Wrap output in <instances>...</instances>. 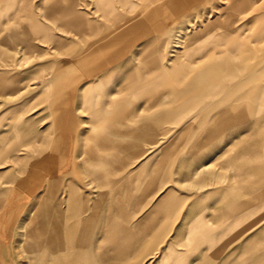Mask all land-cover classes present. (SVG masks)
I'll return each instance as SVG.
<instances>
[{
	"label": "rangeland",
	"instance_id": "374dc122",
	"mask_svg": "<svg viewBox=\"0 0 264 264\" xmlns=\"http://www.w3.org/2000/svg\"><path fill=\"white\" fill-rule=\"evenodd\" d=\"M15 1L18 8L14 10H19V15L3 20L0 29V73L6 74L7 84L13 81L18 86L12 93H0V264H37L34 254L26 258V248L30 237L39 234L36 216L53 197L52 192L43 199V189L51 175L58 178L61 189L56 198L62 200L61 191L71 180L88 206L98 203L95 213L103 225V237L98 235L103 255L101 264H162L159 256L164 257L169 251L163 249L169 240L173 241V249L184 252L178 264H212L247 236L261 231L264 226V102L257 108L262 112V119L240 120L223 136L215 135L209 140L202 131V120L191 122L190 109L182 111L178 123L162 124L167 132L157 133L152 140L141 139L137 155L127 161L125 170L131 171L133 180L128 185L129 198H126L129 190L114 193L111 184L93 182L87 172L96 167L89 149L102 154L108 152L97 149L91 139L103 131V119L95 115L100 109L112 110L129 100L132 122L138 124L177 106L175 102L151 106L120 84L128 68L139 63L135 57L143 48L161 50L166 64L176 57L179 64H186L178 57L193 34L202 28H208L211 34L220 27L230 29V33L238 32L244 53L235 56L225 51L213 57L217 61L253 66L264 57V39L259 38L261 26L257 19L264 13V0H251L249 8L242 5V0L115 1L117 18L106 13L107 6L98 0H70L74 1L72 6L59 0ZM161 5L164 11L150 18ZM80 15L94 23L92 30L77 33L58 21ZM30 22L48 27L51 41L30 36L19 28L27 29ZM82 23L76 30L84 27ZM131 27L136 29L126 39L103 52L105 42ZM110 30L113 33L103 39ZM4 33H10L7 41H2ZM23 35L31 37L28 40L34 45L32 49L20 42L19 37ZM178 39H181V44L178 43L181 48H173ZM205 52L211 54V49ZM113 53H123V56L91 78L90 74L97 71L105 54ZM261 71L252 75H260ZM259 81H251L245 89L253 88ZM220 89L219 95L226 96L227 88ZM242 92L235 91L237 95ZM251 105L247 106L249 109L245 106L247 116L256 111L255 105ZM240 108L231 112L236 113V118L240 117ZM186 125L190 128L184 130ZM206 125L211 128L210 132L220 129L216 122L209 121ZM121 141L125 143L127 138ZM40 163L44 164L38 166ZM66 163L72 175L64 177L61 170ZM162 171L169 173L168 178L158 180ZM170 193L173 199L177 197L172 212L165 206ZM119 200L127 201L125 210L116 206ZM236 204L244 207L235 210ZM259 207L263 211L253 217L252 223L249 216L242 215ZM240 218H246L245 224L234 227ZM111 222L122 223L133 238L124 257L108 250ZM227 227L236 228V235H232V241L225 248L219 242L215 252L218 255H211L210 242L202 236L216 239L222 231L227 232ZM224 240L228 241L227 233ZM175 263L172 257L166 264Z\"/></svg>",
	"mask_w": 264,
	"mask_h": 264
},
{
	"label": "crops",
	"instance_id": "0c3cea01",
	"mask_svg": "<svg viewBox=\"0 0 264 264\" xmlns=\"http://www.w3.org/2000/svg\"><path fill=\"white\" fill-rule=\"evenodd\" d=\"M98 1L101 5L107 6L105 10L106 13L117 18L118 15L113 2L118 1L127 3L129 0ZM242 1V5H244L245 8H249L252 5L251 0ZM59 2L66 6H72L71 4H74V1L70 0H59ZM17 8L18 6L15 0H0V29L3 20L11 19L19 15V13L17 14L19 10H17V12L14 10ZM163 11L164 6L161 5L155 12L151 13L150 18ZM3 12L9 13L6 15L7 13L5 14ZM60 19L58 21L61 25L63 24L67 27H71L77 33L92 30L94 27V23L87 19L85 15L77 17L68 16L65 20ZM257 19L258 24L261 26L259 38L264 39V13ZM228 20L233 21V18H229ZM79 23H82L84 27L81 29L77 28L76 30L75 27L80 26ZM212 23L215 22L209 24ZM224 24L230 25V22H225ZM19 28L24 29V31L26 30L30 36H40L44 41H51L52 39L50 29L46 26L30 22L27 29L20 26ZM229 28L232 27L230 26ZM135 29L136 27L125 29L119 35L115 36L112 41L105 42L102 46L103 52H105V49L113 48L118 41L126 39L131 31ZM229 30L218 27L209 34L210 31L208 28H202L200 32L193 34L191 39L185 43L183 51L178 57L179 60L188 62L186 64H179V62H177V57L169 60L170 63L166 64L161 50L156 51L148 49L147 47L143 48V51L138 57H135L138 59L139 63L128 68L126 72L127 75L119 81L120 84L127 91L135 93L140 98L146 100L151 106H164L170 102H175L177 106L172 110H165L155 117L146 118L142 123L138 124L132 122L133 119L131 116L133 114V109L130 108L131 103L129 100H124L112 110L103 107V109L96 112L95 115L97 114L99 119H103V131L94 135L91 139L94 141V144L97 145V149L101 148L108 150L109 153L102 154L94 148L88 150L91 160L96 164V167L88 169L87 172L89 178L93 182L103 184L104 181L105 183L111 184V189L115 191L114 193H121L123 191L127 193L129 190L126 196L127 198L128 195L131 194L130 186L128 187V185H132L133 180L131 171H127L125 168L127 167L128 159L137 155L140 140H152L157 133L165 134L167 130H164L165 128L162 127V124L166 122L178 123L179 119L181 120L183 110L191 108L190 110L192 113L188 114L191 116V122L196 119L202 120L204 124L202 131L208 135V140L214 138L215 135L223 136L230 127L236 126L237 119L243 121L262 119V112L257 108L263 105L264 102V96L263 99H261V94L264 93V57L253 66H248L246 64L237 65L229 60L217 61L213 57L216 53L221 54L225 51H230L235 56H241L244 53V50L242 53V48H240L242 42L240 35L236 31L230 33ZM113 31L114 30L106 32L105 35H103V39L107 38ZM10 33L2 34V41H7ZM19 38L21 43H25L26 46L29 44L27 46L28 49L33 48L34 45L30 44L28 40L31 39V37L27 38L23 35L22 38ZM179 42L181 44V39H178V41L174 43L173 48H181V45L177 47ZM207 49H211V54L205 52ZM122 56L123 53L105 54L104 61L103 59L101 60L102 62H100L97 71H93L90 74L91 78L97 76L98 72L105 71L106 65L115 64ZM257 70H262L260 75H252V72H257ZM5 75L4 73H0V93L4 91H9L10 93L17 91L18 86L15 85L12 80V83H6L4 80ZM258 80H260L259 83L253 88L245 89L248 83ZM261 82L263 84H261ZM205 87L213 90L217 89V95L203 96L200 88ZM222 87L227 88V95L223 97L219 95L220 88ZM236 89H238V92L244 91L242 94L237 95L235 93ZM252 89H258L259 92H253ZM97 95L98 94L95 93L96 98ZM236 101L246 102L243 104H236ZM251 104H254L256 107V111L253 114L236 118V113H230V111H235L236 108L240 107H243L242 109L245 111V106ZM244 114L243 112V115ZM255 115L257 117L252 118ZM209 121L216 122L220 126V129L216 132H210L211 128L209 129L206 125ZM189 128L190 125H186L183 129L187 130ZM240 130L241 132L245 131V129ZM123 138H127L125 143L121 141ZM124 151H126L127 154L123 155ZM44 163H40L38 166ZM203 169L204 167L202 170ZM61 171L64 177H67L70 173V175H72V169L67 163L63 165ZM168 175L169 173L167 171H162L160 175H158V180L160 178H168ZM158 180L156 181L158 182ZM58 185V178L51 175L50 179L47 180V187L43 189L45 192L43 193V199L48 197L47 195L50 196L52 192L53 197L50 199L49 203L43 204L44 207L36 216V223L38 224L40 222L42 228H45L35 249L32 250L27 246L26 258L29 259V254H34L37 264H73L74 262V264H101V262H103V255L100 251L101 247L99 245V240L100 237H103V225L99 224L95 213V211L98 210V203L88 206L85 197L81 195L79 189L71 180L66 182L64 189L61 191L64 195L62 200L59 199V197L56 198V194L61 190ZM176 200V195L173 199L172 194H168V198L165 201V206L168 208V211L172 212L175 209L174 204H176ZM126 205L127 201L125 200H119L116 203V206L121 211L125 210ZM242 207H244V205L236 204L234 209L238 210ZM255 209H249L242 213L244 217L249 216V222L251 223L253 217L259 215L260 211H263L260 207ZM90 211L91 213L88 214ZM245 219L246 218H240L236 220L233 226L238 227L244 225L246 222ZM109 226H111L110 228L114 233L110 231V245L108 250L116 251L120 257H124L125 249L131 247L133 238L126 232V226L122 223L111 222ZM232 227H227V232L222 231L216 239H208L207 235L202 236L203 239H207L208 242H210L211 246L209 252L211 255H218L215 252L219 242H221V244H223L222 246L225 248L226 245L232 241V235H236V228L232 229ZM197 232L198 228L196 230L195 239L198 236ZM226 233L228 241L224 240ZM112 234L114 235L112 236ZM98 235L100 237H98ZM167 243L168 245L166 244L163 249H169V251L164 253V257H161V255L159 256L161 263L166 264L172 257H175V264H178L184 252L173 249L171 245V243H173L172 240L167 241ZM154 253L157 254L158 252ZM60 254H62V256ZM212 264H264V226H261V231L253 232L240 243H237L233 249H229L227 254L224 255V258L217 262L213 260Z\"/></svg>",
	"mask_w": 264,
	"mask_h": 264
},
{
	"label": "bare ground",
	"instance_id": "6f19581e",
	"mask_svg": "<svg viewBox=\"0 0 264 264\" xmlns=\"http://www.w3.org/2000/svg\"><path fill=\"white\" fill-rule=\"evenodd\" d=\"M180 43V42H179ZM177 47H180V44H177ZM243 76V75H242ZM246 81V80H245ZM244 81V82H245ZM247 82V81H246ZM206 86V85H205ZM238 86V85H237ZM241 86V85H240ZM244 88V87H243ZM200 89H202V88H200ZM244 91V90H243ZM205 93V96H215V95H217V93H218V90L216 89V90H213V89H211V88H208V87H205V88H203V90H202V95ZM234 94V93H233ZM204 96V95H203ZM238 97V96H237ZM263 97V96H262ZM233 102V101H232ZM247 107V106H246ZM251 107H252V105H251ZM243 107H241L240 109H239V113H240V118L241 117H243V116H241L242 114H243V112L245 113L244 114V116H247V113H248V110H247V108L249 109V107H247V108H245V111L242 109ZM191 109V108H190ZM237 109V108H236ZM235 109V110H236ZM229 112V111H228ZM231 112H233V111H230V113ZM237 122H239L240 120H236ZM236 122V123H237ZM46 220V219H45ZM45 228V227H44ZM44 228H42V224L39 222V228H38V231H39V234L38 235H34V236H32V237H30V240H31V242H29L28 244H27V246H29V248H31L32 250H34L35 249V246H36V244L39 242V240H40V237H41V235H42V233H43V230H44ZM79 252V251H78ZM72 253V252H71ZM80 253V252H79ZM69 254V253H68ZM61 256H62V254H60ZM77 255V254H76ZM66 256V255H65ZM86 256V255H85ZM79 257V256H78ZM83 258V257H82ZM64 259V258H63ZM71 259H72V257H71ZM71 259H70V262H71ZM76 259V258H75ZM79 260H81V259H79ZM63 261V260H62ZM64 262V261H63ZM67 262V261H66ZM75 263V262H74ZM73 263V264H74Z\"/></svg>",
	"mask_w": 264,
	"mask_h": 264
}]
</instances>
